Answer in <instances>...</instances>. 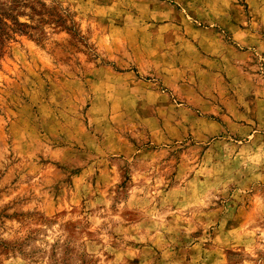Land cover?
Wrapping results in <instances>:
<instances>
[{"label": "rangeland", "instance_id": "obj_1", "mask_svg": "<svg viewBox=\"0 0 264 264\" xmlns=\"http://www.w3.org/2000/svg\"><path fill=\"white\" fill-rule=\"evenodd\" d=\"M0 264H264V0H0Z\"/></svg>", "mask_w": 264, "mask_h": 264}]
</instances>
